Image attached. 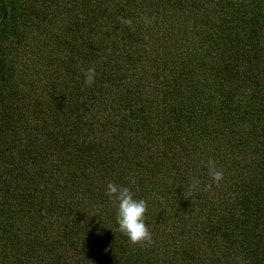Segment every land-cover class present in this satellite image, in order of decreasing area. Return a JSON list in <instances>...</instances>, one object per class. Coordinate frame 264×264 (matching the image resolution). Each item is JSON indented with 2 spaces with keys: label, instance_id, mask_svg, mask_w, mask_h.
<instances>
[{
  "label": "trees",
  "instance_id": "obj_1",
  "mask_svg": "<svg viewBox=\"0 0 264 264\" xmlns=\"http://www.w3.org/2000/svg\"><path fill=\"white\" fill-rule=\"evenodd\" d=\"M0 6V264H264V0Z\"/></svg>",
  "mask_w": 264,
  "mask_h": 264
},
{
  "label": "clouds",
  "instance_id": "obj_2",
  "mask_svg": "<svg viewBox=\"0 0 264 264\" xmlns=\"http://www.w3.org/2000/svg\"><path fill=\"white\" fill-rule=\"evenodd\" d=\"M122 24L131 27L132 20L120 18ZM96 69L95 67L88 68L84 71V83L91 86L95 83ZM205 164L204 161H201ZM205 166L208 168V174L211 181L219 186L224 179L222 170H218L216 162L209 158ZM212 183L205 186V190H209ZM200 191V181L193 178L189 185V192ZM106 195L116 202V222L118 230L125 235L133 246L150 247L154 243L153 234L146 224V214L148 212V202L144 199L134 198L132 190L127 186H121L114 182H109L106 185Z\"/></svg>",
  "mask_w": 264,
  "mask_h": 264
},
{
  "label": "water",
  "instance_id": "obj_3",
  "mask_svg": "<svg viewBox=\"0 0 264 264\" xmlns=\"http://www.w3.org/2000/svg\"><path fill=\"white\" fill-rule=\"evenodd\" d=\"M0 13H1V16H2V18H3V17H4V12H3L1 6H0Z\"/></svg>",
  "mask_w": 264,
  "mask_h": 264
}]
</instances>
